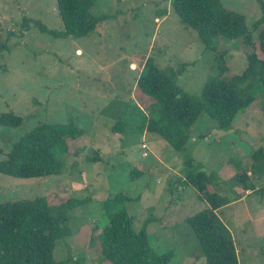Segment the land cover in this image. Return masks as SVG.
Returning <instances> with one entry per match:
<instances>
[{
  "label": "rangeland",
  "instance_id": "obj_1",
  "mask_svg": "<svg viewBox=\"0 0 264 264\" xmlns=\"http://www.w3.org/2000/svg\"><path fill=\"white\" fill-rule=\"evenodd\" d=\"M260 1L222 5L244 15L252 31L262 15ZM91 13L106 18L89 36L57 38L41 27L62 31L57 0H0V44L7 47L0 57V114L24 120L20 128H1L0 161L41 123L71 124L82 134L67 138L66 149L55 148L60 175L22 179L0 173V203L83 200L68 212L70 234L57 241L55 259L112 264L101 252L106 203L123 194L134 228L146 229L157 254L173 252L170 264H207L186 221L208 208L185 182L189 171L202 170L210 190L226 198L217 214L233 236L239 263L264 264V93L258 84L255 100L229 130L203 113L181 151L148 130L150 101L137 89L142 66L152 57L160 68L179 72L176 83L184 93L202 100L207 81L242 74L253 49L243 38L224 37L207 49L197 31L181 23L172 0H95ZM258 32L252 31L257 47ZM116 125L123 130L115 132ZM244 172L248 188L237 178Z\"/></svg>",
  "mask_w": 264,
  "mask_h": 264
},
{
  "label": "trees",
  "instance_id": "obj_2",
  "mask_svg": "<svg viewBox=\"0 0 264 264\" xmlns=\"http://www.w3.org/2000/svg\"><path fill=\"white\" fill-rule=\"evenodd\" d=\"M94 4L95 0H57L63 29L54 31L41 25L42 30L57 38L87 37L106 18L91 13ZM260 4L262 15L252 30L259 31L257 47L245 16L225 9L222 0H172V8L181 23L197 31L207 49H214L213 43L218 37L243 38L253 49L247 54V69L242 74L207 81L202 100L184 93L176 83L179 72L160 68L152 57L146 60L137 89L150 101L148 130L158 133L174 149L185 148L191 139L189 129L201 114H208L217 122L218 129L227 131L237 115L255 100L254 82L264 93V1ZM6 48L0 44V57ZM23 122V117L13 112L1 113L0 131L20 128ZM122 130L121 125L114 127L115 132ZM76 135L82 134L71 124H38L12 143L6 159L0 161V173L22 179L60 175L63 164L54 150L57 146L66 149L67 138L74 139ZM249 176L246 172L238 174V180L245 182L244 188H248ZM185 182L208 204L206 210L186 219L207 264H240L233 236L217 214L226 206V198L210 190L211 182L202 170L189 171ZM127 199L121 194L106 203L109 222L101 236L103 257L112 264H170L173 252L157 254L146 229L134 228V219L123 205ZM82 203L83 200L69 198L51 204L46 197L0 203V264H70V260L57 261L54 252L57 241L70 234L69 210Z\"/></svg>",
  "mask_w": 264,
  "mask_h": 264
},
{
  "label": "crops",
  "instance_id": "obj_3",
  "mask_svg": "<svg viewBox=\"0 0 264 264\" xmlns=\"http://www.w3.org/2000/svg\"><path fill=\"white\" fill-rule=\"evenodd\" d=\"M219 138V137H218Z\"/></svg>",
  "mask_w": 264,
  "mask_h": 264
}]
</instances>
